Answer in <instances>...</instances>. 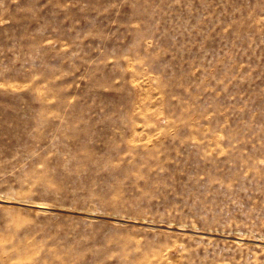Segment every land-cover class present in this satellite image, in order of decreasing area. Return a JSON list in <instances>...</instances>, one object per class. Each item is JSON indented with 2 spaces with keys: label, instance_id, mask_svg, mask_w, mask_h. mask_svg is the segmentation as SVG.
<instances>
[{
  "label": "rangeland",
  "instance_id": "rangeland-1",
  "mask_svg": "<svg viewBox=\"0 0 264 264\" xmlns=\"http://www.w3.org/2000/svg\"><path fill=\"white\" fill-rule=\"evenodd\" d=\"M0 264H264V0H0Z\"/></svg>",
  "mask_w": 264,
  "mask_h": 264
},
{
  "label": "bare ground",
  "instance_id": "bare-ground-1",
  "mask_svg": "<svg viewBox=\"0 0 264 264\" xmlns=\"http://www.w3.org/2000/svg\"><path fill=\"white\" fill-rule=\"evenodd\" d=\"M41 207H44V206H41Z\"/></svg>",
  "mask_w": 264,
  "mask_h": 264
}]
</instances>
